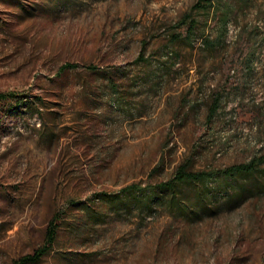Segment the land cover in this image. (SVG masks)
<instances>
[{"label": "rangeland", "instance_id": "1", "mask_svg": "<svg viewBox=\"0 0 264 264\" xmlns=\"http://www.w3.org/2000/svg\"><path fill=\"white\" fill-rule=\"evenodd\" d=\"M195 1L0 0V91L15 93L0 100V264L41 245L56 212L52 250L29 264H264V193L195 220L119 204L186 159L264 154V0H230L215 50L174 37ZM219 14L197 13L213 35Z\"/></svg>", "mask_w": 264, "mask_h": 264}, {"label": "trees", "instance_id": "2", "mask_svg": "<svg viewBox=\"0 0 264 264\" xmlns=\"http://www.w3.org/2000/svg\"><path fill=\"white\" fill-rule=\"evenodd\" d=\"M247 1V0H245ZM236 3L230 0H196L175 22L176 39H182L193 44L201 38L203 46L215 50L222 46L229 32V24ZM220 12L217 21V32H207L201 26L198 12ZM248 51V59L253 60L257 48ZM76 63H65L62 69L74 66ZM93 67V65H90ZM13 92L0 91V100L7 98ZM222 94L215 96L207 114L212 120L221 103ZM264 154L256 153L247 160L233 162L224 166L210 168H194L191 160L181 162L173 174L158 182H132L122 189L120 206L132 209L136 205L145 208L147 212L155 210L157 204H165L169 210L181 216L195 220L206 214H215L228 204H238L241 200L264 192ZM120 193L116 197H120ZM60 212L50 219L44 242L33 252L21 255L15 259V264L39 262L49 253L59 235Z\"/></svg>", "mask_w": 264, "mask_h": 264}]
</instances>
